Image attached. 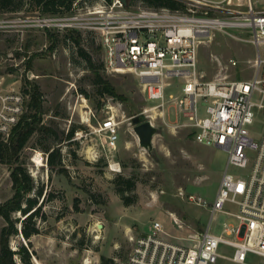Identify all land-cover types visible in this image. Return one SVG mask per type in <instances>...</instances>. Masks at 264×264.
Here are the masks:
<instances>
[{"label": "rangeland", "instance_id": "1", "mask_svg": "<svg viewBox=\"0 0 264 264\" xmlns=\"http://www.w3.org/2000/svg\"><path fill=\"white\" fill-rule=\"evenodd\" d=\"M99 1L91 3L97 5ZM17 3H21L18 10L0 8V80L4 86L13 83L21 88H30L29 82L37 83L42 101L39 124L51 130H36L20 151L19 161L34 181L30 195L36 196L42 189L38 198L41 206L39 213L28 220L38 227V232L26 239L20 232L21 222H17L19 233L11 236V248L25 245L30 264H102V256L118 264L126 260L132 238L147 231L154 220L163 224L172 241L195 245L211 213L206 205H198L189 196L201 197L205 203L214 200L227 152L197 142L193 127L186 123L188 119L174 99L167 97L163 115H157V110L143 112L156 101L148 102L134 74L105 68L98 33L48 27L46 19L61 15L42 14L33 0H13L10 5ZM130 6L143 4L137 1ZM86 10L87 7L67 14ZM48 32L54 33L57 40L52 49ZM77 32L99 73L114 86L116 96L99 93L94 72L69 37ZM232 33L214 31L199 44L202 79L227 82L251 77L255 47L243 40L246 34ZM181 80L171 79L167 96L178 94ZM28 103L29 97L26 114H33L35 109ZM197 105L202 115L203 100H198ZM108 116L118 122L115 147L108 146L106 133L99 131ZM133 116L139 117V122L152 118L154 132L148 144L140 143ZM26 120L29 119L21 121L5 140ZM263 127L264 115L258 113L250 126L254 140L260 138ZM72 128L74 133L68 138ZM54 148L60 149L61 159L52 167L48 154ZM37 152L41 165L33 160ZM247 154L254 156L252 151ZM60 167L65 170L60 171ZM229 170L235 174L246 172L233 165ZM10 173L11 165L0 161V203L13 194ZM124 177L132 179L131 188L123 183ZM225 209L236 212L232 204ZM24 217L14 213V218ZM225 223L236 225L238 220L218 212L211 220L210 232L219 234ZM3 224L0 217V228ZM221 253L225 257L216 264H242L229 258L232 248L225 247ZM16 259L22 264L18 254ZM246 264H261V258L248 253Z\"/></svg>", "mask_w": 264, "mask_h": 264}, {"label": "built area", "instance_id": "2", "mask_svg": "<svg viewBox=\"0 0 264 264\" xmlns=\"http://www.w3.org/2000/svg\"><path fill=\"white\" fill-rule=\"evenodd\" d=\"M180 8L130 6L121 0L77 6L80 13L46 19L48 27L90 29L100 37L104 66L111 72L134 74L143 86L148 102L143 112L157 110L163 115L165 102L174 99L194 129L197 142L224 149L227 164L211 203L190 195L211 213L207 227L195 245L174 242L163 224L154 220L147 231L132 238L126 260L118 264H216L225 247L233 249L229 258L246 264L254 253L264 264V127L254 140L250 126L258 113L264 115V0H177ZM95 5V6H94ZM215 12H222L217 14ZM214 31L242 32L243 40L255 47L252 75L248 79L218 82L204 80L198 69V47ZM233 64H236L233 61ZM173 77H180L178 94L166 89ZM28 93L0 80V136L6 139L26 112ZM204 113H198V100ZM152 117L153 114H148ZM153 123L152 118L149 119ZM99 131L106 133V144L116 146L118 122L102 120ZM248 151L254 152L250 158ZM233 165L246 170L235 174ZM227 204L236 212L226 210ZM235 216L236 225L225 223L219 234L210 232L216 213ZM179 221V220H178Z\"/></svg>", "mask_w": 264, "mask_h": 264}, {"label": "trees", "instance_id": "3", "mask_svg": "<svg viewBox=\"0 0 264 264\" xmlns=\"http://www.w3.org/2000/svg\"><path fill=\"white\" fill-rule=\"evenodd\" d=\"M12 1L13 0H0V8L11 11L21 8V3H17V5H10ZM33 1L42 14L48 15L67 14L74 10L75 3H77V6L93 4L91 3V0ZM104 1L106 3H110L111 0ZM137 1H140L141 4L148 7H168L175 9L183 6V4L177 0H130L129 4H135ZM48 37L51 41L50 47L52 49L55 47L57 40L52 32H48ZM69 37H71L72 41L77 45L79 55L85 59L88 68L94 72V83L98 86L99 93L116 96L117 92L114 86L107 79L102 77L91 55L82 46L81 33L77 32L75 35L70 34ZM29 84L30 88L23 87V90L29 94L28 104L34 107L35 112L33 114L24 113L21 121L25 118L29 120H26L24 124L21 125V127L14 133V135L9 138V140H5L0 136V161L11 165L10 175L13 186V194L4 202L0 203V217L4 220V224L0 228V264H21L16 259L17 254L20 256L22 264H30L31 257L25 245L22 244L16 250L12 249L10 246L11 236L19 233L17 222H21L22 227L20 232L26 239H29L32 234L38 232V227L35 224H29L28 220H31L39 213L41 205L39 204L38 198L42 195V189H38V194L36 196L30 195V192L34 188V181L27 172L26 168L19 161V154L36 130L49 131L51 128L45 124H39L40 116L38 115L42 112L41 90L37 83L29 82ZM73 133L74 128L69 131L67 137L71 138ZM60 159L61 151L59 148H54L49 152L48 164L52 167L60 164ZM59 169L60 171L65 170L63 167H60ZM122 179L127 188L132 187L133 184L131 178L124 177ZM16 212H20L25 217L22 220L14 218V213ZM102 264H113V262L112 259L102 256Z\"/></svg>", "mask_w": 264, "mask_h": 264}, {"label": "water", "instance_id": "4", "mask_svg": "<svg viewBox=\"0 0 264 264\" xmlns=\"http://www.w3.org/2000/svg\"><path fill=\"white\" fill-rule=\"evenodd\" d=\"M123 4L127 5V0H121ZM133 122L136 123L134 131L136 132L141 144H148L151 140V136L154 132V124L149 121L139 122V117L133 116Z\"/></svg>", "mask_w": 264, "mask_h": 264}, {"label": "bare ground", "instance_id": "5", "mask_svg": "<svg viewBox=\"0 0 264 264\" xmlns=\"http://www.w3.org/2000/svg\"><path fill=\"white\" fill-rule=\"evenodd\" d=\"M33 160H34L36 163H38L39 165L42 164V162H40L41 159H40V153H39V152H37V153L33 156Z\"/></svg>", "mask_w": 264, "mask_h": 264}]
</instances>
